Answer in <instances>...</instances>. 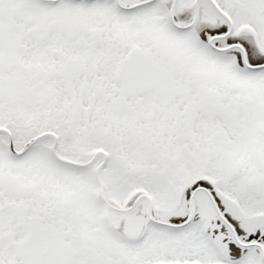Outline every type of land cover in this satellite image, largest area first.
<instances>
[{
	"label": "snow or ice",
	"instance_id": "snow-or-ice-1",
	"mask_svg": "<svg viewBox=\"0 0 264 264\" xmlns=\"http://www.w3.org/2000/svg\"><path fill=\"white\" fill-rule=\"evenodd\" d=\"M0 264H264V0H0Z\"/></svg>",
	"mask_w": 264,
	"mask_h": 264
}]
</instances>
